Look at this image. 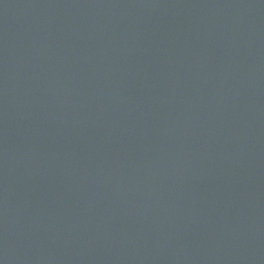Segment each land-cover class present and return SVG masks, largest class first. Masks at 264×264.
Returning <instances> with one entry per match:
<instances>
[{
	"label": "water",
	"instance_id": "obj_1",
	"mask_svg": "<svg viewBox=\"0 0 264 264\" xmlns=\"http://www.w3.org/2000/svg\"><path fill=\"white\" fill-rule=\"evenodd\" d=\"M0 264H264V0H0Z\"/></svg>",
	"mask_w": 264,
	"mask_h": 264
}]
</instances>
